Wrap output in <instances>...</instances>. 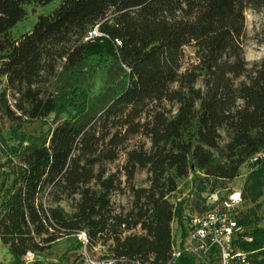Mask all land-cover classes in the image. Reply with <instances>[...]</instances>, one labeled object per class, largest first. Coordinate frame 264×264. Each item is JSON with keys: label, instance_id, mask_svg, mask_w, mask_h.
<instances>
[{"label": "trees", "instance_id": "16d2710c", "mask_svg": "<svg viewBox=\"0 0 264 264\" xmlns=\"http://www.w3.org/2000/svg\"><path fill=\"white\" fill-rule=\"evenodd\" d=\"M51 4L14 36L30 11ZM249 9L264 15V0H0L7 117L57 112L59 97L41 85L59 74L77 95L47 141L9 165L14 182L0 207V240L17 260L85 230L90 246L108 245L107 256L168 262L173 222H183L185 201L172 200L181 179L232 181L264 153V58L248 66ZM114 67L117 80L91 95L89 78L106 79ZM252 166L251 187L264 177V158ZM139 170L148 185L134 183ZM125 191L133 195L127 210L112 200ZM251 237L242 248L259 247L264 229Z\"/></svg>", "mask_w": 264, "mask_h": 264}, {"label": "rangeland", "instance_id": "374dc122", "mask_svg": "<svg viewBox=\"0 0 264 264\" xmlns=\"http://www.w3.org/2000/svg\"><path fill=\"white\" fill-rule=\"evenodd\" d=\"M53 6L55 4L38 9L37 12L30 11L28 19L15 26L13 30L14 36L17 37L22 32L29 30L34 18L40 12L49 11ZM246 26L248 38L245 47V57L248 66L252 67L264 58V15L251 9L247 10ZM185 51L188 60H192L194 58V49L186 47ZM112 72L115 74H109L106 79L102 77V72L95 75L93 79L89 78L86 87H88L91 95L98 94L111 80H117L116 73H120V71L117 67H114ZM82 74L79 71L78 76H82ZM120 82L122 83L123 80H120ZM69 85H72V83L60 74L41 85L45 93H55L59 97L58 111L50 114L45 119L33 120L23 117L20 120H12L5 114L4 105L2 99H0V207L3 204L7 189L14 182V175L9 172V165L12 166V163L18 160L19 155L26 147L46 142L50 130L68 117L66 109H68L71 99H75L74 97L77 96L68 87ZM4 87L5 83H0V91ZM74 87L76 88V86ZM8 94L10 103L13 106L12 92L9 91ZM225 141L224 139L223 142ZM120 161H123V157ZM117 163L119 162L111 163L110 167L114 168ZM251 168L249 165H244L241 168L240 175L232 181L207 178L203 174H198L195 179L194 175L181 179L177 192L172 196V200L175 202H179L182 199L185 201L183 222L180 223L175 218L172 225L174 244L176 246L182 244L185 232L189 231V217L201 214L213 203L209 199L212 196L211 194H213V200H220L233 189H242L243 202L238 208L236 215L237 219L242 222L243 233L236 240V245L239 249L251 253L254 264H260L259 261H264V239L260 240L259 247L253 251L241 247L242 242L252 241L251 236L256 229H264V177L259 179L257 186L251 187L249 183H246L247 175ZM146 177L147 171L139 170L134 179L136 186L148 185ZM207 195L209 196L207 197ZM112 200L116 206L127 210L132 205L133 195L129 191L115 193L112 196ZM62 204L67 210L71 209L68 200ZM136 231L141 232L140 229ZM78 243L77 235L64 237L40 255L25 256L22 260H17L8 247L0 240V264H30L35 260H38L41 264H80L84 248ZM88 253L92 256H99L109 255L110 251L108 245L97 244L89 246Z\"/></svg>", "mask_w": 264, "mask_h": 264}, {"label": "built area", "instance_id": "2783aa9c", "mask_svg": "<svg viewBox=\"0 0 264 264\" xmlns=\"http://www.w3.org/2000/svg\"><path fill=\"white\" fill-rule=\"evenodd\" d=\"M98 34L95 29L87 38ZM259 157L264 158V153L253 156L249 166L253 168L252 165ZM212 196L209 199L213 203L208 209L189 217V231L185 232L181 245L174 244L172 255L165 264H182L187 259L193 264H254L251 253L236 245V240L243 233L236 215L243 202V190L233 189L220 200H213ZM76 235L84 248L80 264H129L126 259L89 255L90 241L87 232L80 230ZM26 256H35V253L30 251ZM133 264L148 263L136 261Z\"/></svg>", "mask_w": 264, "mask_h": 264}]
</instances>
